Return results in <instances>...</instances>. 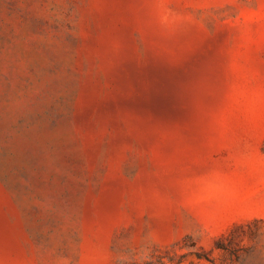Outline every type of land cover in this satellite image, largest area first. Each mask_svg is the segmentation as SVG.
Instances as JSON below:
<instances>
[{
    "label": "rangeland",
    "instance_id": "rangeland-1",
    "mask_svg": "<svg viewBox=\"0 0 264 264\" xmlns=\"http://www.w3.org/2000/svg\"><path fill=\"white\" fill-rule=\"evenodd\" d=\"M0 264H264V0H0Z\"/></svg>",
    "mask_w": 264,
    "mask_h": 264
}]
</instances>
